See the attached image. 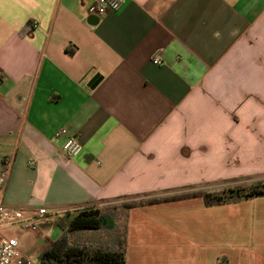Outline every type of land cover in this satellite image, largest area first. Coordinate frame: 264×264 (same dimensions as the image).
<instances>
[{"label": "crops", "instance_id": "1", "mask_svg": "<svg viewBox=\"0 0 264 264\" xmlns=\"http://www.w3.org/2000/svg\"><path fill=\"white\" fill-rule=\"evenodd\" d=\"M93 2L0 0L3 201L56 213L21 229L23 256L63 214L186 195L115 206L125 264H264V208L241 207L254 198L192 196L264 182V0H121L101 16Z\"/></svg>", "mask_w": 264, "mask_h": 264}, {"label": "trees", "instance_id": "2", "mask_svg": "<svg viewBox=\"0 0 264 264\" xmlns=\"http://www.w3.org/2000/svg\"><path fill=\"white\" fill-rule=\"evenodd\" d=\"M186 195L168 196L127 202L121 208L156 203L182 198ZM192 196H200L206 206L236 202L264 196V182H257L247 187H229L217 191H200ZM118 215L114 207L80 209L73 214H63L56 219V225L61 230L60 235L49 241L38 253L40 264H125L124 226L121 229L117 223ZM105 230L109 243L90 246L84 242H71L72 233L83 231ZM116 236V241L114 237ZM218 264H228L226 258H219Z\"/></svg>", "mask_w": 264, "mask_h": 264}, {"label": "built area", "instance_id": "3", "mask_svg": "<svg viewBox=\"0 0 264 264\" xmlns=\"http://www.w3.org/2000/svg\"><path fill=\"white\" fill-rule=\"evenodd\" d=\"M120 1L94 0L88 11L101 16L107 10L117 7ZM154 62L160 63L159 60H154ZM65 132V129H60L56 135H64ZM81 149V144L73 136L67 137L62 145V150L67 156H75ZM11 163V158L4 159L3 167L0 170V264H40L38 261L32 262L25 258L19 249L17 239L12 236H6L2 231L8 227H18L26 231L37 232L38 224L54 220L56 213L48 212L46 208L41 207L33 214H25L21 209L9 207L4 203L3 193Z\"/></svg>", "mask_w": 264, "mask_h": 264}, {"label": "rangeland", "instance_id": "4", "mask_svg": "<svg viewBox=\"0 0 264 264\" xmlns=\"http://www.w3.org/2000/svg\"><path fill=\"white\" fill-rule=\"evenodd\" d=\"M240 184H244L243 187H247V185L245 183H236L234 182V180H230V181H227V182H224V183H212L210 185V191H217L221 188H229V187H233V186H236V185H240ZM241 187V186H240ZM206 191V190H205ZM197 192H200V191H197ZM262 197V196H260ZM259 197H254V201H246V200H243V204H242V209L243 211L245 212V210H248V217L249 218H252L253 215L251 214V211L255 209L256 207V210L260 209V208H264V205L262 204V202H260V200H258ZM145 200V199H144ZM241 200V199H240ZM129 202H137V201H129ZM123 203H127V202H123ZM109 204V205H105V206H102V207H114L117 206V207H121V205L123 204ZM230 215H234V210H232L230 213H228ZM122 217H118L117 219V223L121 229V225H122ZM255 225L253 226H249L247 227V229H251V227H254ZM256 230H262L264 231V225L260 228L257 229V227L255 226ZM56 233L59 232V230L56 228L55 229ZM105 230H100V231H83V232H75V233H72L69 237V240L71 242H84L90 246H97V245H105V243H109L108 239H107V235H106V232H104ZM3 234H5L6 236H12V237H15L16 239L18 240H24L25 239V236L27 235V233L25 231H22L21 228H18V227H8V228H5L3 229ZM56 235V234H55ZM55 235H53L52 238L55 237ZM47 244V243H46ZM45 244V245H46ZM45 246H43L44 248ZM42 248V249H43ZM41 249V250H42ZM40 250V251H41Z\"/></svg>", "mask_w": 264, "mask_h": 264}, {"label": "water", "instance_id": "5", "mask_svg": "<svg viewBox=\"0 0 264 264\" xmlns=\"http://www.w3.org/2000/svg\"><path fill=\"white\" fill-rule=\"evenodd\" d=\"M96 82H97V81H94V82L91 84V86H94V84H96Z\"/></svg>", "mask_w": 264, "mask_h": 264}]
</instances>
